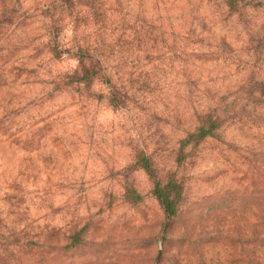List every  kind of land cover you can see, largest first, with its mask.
<instances>
[{"label": "rangeland", "instance_id": "374dc122", "mask_svg": "<svg viewBox=\"0 0 264 264\" xmlns=\"http://www.w3.org/2000/svg\"><path fill=\"white\" fill-rule=\"evenodd\" d=\"M0 264H264V0H0Z\"/></svg>", "mask_w": 264, "mask_h": 264}, {"label": "trees", "instance_id": "16d2710c", "mask_svg": "<svg viewBox=\"0 0 264 264\" xmlns=\"http://www.w3.org/2000/svg\"><path fill=\"white\" fill-rule=\"evenodd\" d=\"M239 0H227V5L229 7L234 6L238 3ZM80 49V56L79 59L81 61L84 59V56L88 57L90 60H92L91 63H93V69H86L84 70V74L82 78H80L77 81L81 80H88L92 76L97 74V65H101L104 61L105 56L95 50H91L90 48H84V51L82 48ZM55 56L57 55L58 50L52 51ZM219 118H216L215 115H213L212 112H209L200 120V124L198 128L187 135V137L184 140V144H198L203 140H206L209 137L213 136L214 130L219 127L220 122L218 120ZM143 164L142 168L149 174V176L152 178L154 182V189L153 194L158 200L160 206L164 210L165 218L167 220H170L177 216L178 210H179V200L181 196V191L179 189V185L177 182H173L172 180L164 183L160 179L157 178V176L154 174L153 169L151 168V164L149 162L148 158H143ZM141 199L140 195H137L133 198L134 201H138ZM74 242H81L80 232L75 235V241ZM75 246V245H74Z\"/></svg>", "mask_w": 264, "mask_h": 264}]
</instances>
